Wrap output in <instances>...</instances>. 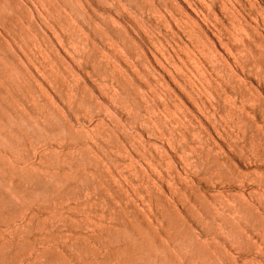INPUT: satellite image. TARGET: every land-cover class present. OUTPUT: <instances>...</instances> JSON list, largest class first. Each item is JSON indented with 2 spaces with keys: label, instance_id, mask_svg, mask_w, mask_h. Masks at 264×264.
<instances>
[{
  "label": "rangeland",
  "instance_id": "obj_1",
  "mask_svg": "<svg viewBox=\"0 0 264 264\" xmlns=\"http://www.w3.org/2000/svg\"><path fill=\"white\" fill-rule=\"evenodd\" d=\"M3 196L7 239L25 212L61 242L121 229L74 264H264V0H0ZM48 237L0 264H52Z\"/></svg>",
  "mask_w": 264,
  "mask_h": 264
},
{
  "label": "bare ground",
  "instance_id": "obj_2",
  "mask_svg": "<svg viewBox=\"0 0 264 264\" xmlns=\"http://www.w3.org/2000/svg\"><path fill=\"white\" fill-rule=\"evenodd\" d=\"M5 27H6V24L4 25ZM7 28H8V26H7ZM8 29H10V28H8ZM3 30H5V28L3 29ZM7 31V30H6ZM5 31V32H6ZM9 31V30H8ZM10 32V31H9ZM17 92H18V90H17ZM17 92H15L16 93V95L18 94ZM24 94H26V95H28V93H26V91H24ZM15 95V94H14ZM25 95V96H26ZM24 96V97H25ZM29 96V95H28ZM28 96H26V97H28ZM30 98V96L28 97V99ZM27 99V98H26ZM199 107V106H198ZM199 109V108H198ZM201 110H202V108H201ZM200 110V111H201ZM203 112V110L201 111V113ZM153 159V158H152ZM151 158L150 159H148V164L150 163L151 164ZM154 160V159H153ZM153 163V162H152ZM149 164V165H150ZM151 165H153V164H151ZM154 166V165H153ZM152 166V167H153ZM154 169H155V167H154ZM9 173L7 172V171H4V178L5 179H7V178H10L9 177V175H8ZM56 174V173H55ZM63 175V174H62ZM65 176V175H64ZM82 177L83 178H81V180L82 181H86L87 183H89V184H91V185H98V184H101L102 186H104V185H111V183H110V181H109V179L107 178V176L105 175V173L103 172V171H99V170H94V171H90L89 173H87V174H85V175H82ZM128 180V179H127ZM133 180H135V179H133ZM69 186V185H68ZM71 186V185H70ZM69 186V187H70ZM73 186V185H72ZM34 187V186H33ZM32 187V188H33ZM68 187V188H69ZM29 187L28 186H26V187H21V189L18 191V192H16V194L17 193H24V194H26L27 195V193H30V192H32V190L30 191L29 189H28ZM31 188V189H32ZM70 188H72L70 191L68 190V189H66V192H64L62 195H61V197H64L65 199H66V201H70L71 200V196H70V194L72 193V191H73V187H70ZM30 191H28V190ZM54 189H55V187H52L51 188V192H53L54 191ZM27 191V192H26ZM100 193V195H104L105 194V192L104 191H101V192H99ZM31 194V193H30ZM113 194V193H112ZM29 195V194H28ZM2 199H4V200H2ZM2 201H0V203L3 205V206H0V210H6V213L8 214H6V216H5V214H4V217H0V218H2V220H0V222H8V221H14V220H16V219H14V217H13V210L11 209V205H12V200L10 199V201H9V205H5V202L8 200V197L7 196H3L2 197ZM53 201H55V203H56V199H54L53 198ZM106 202H108L109 203V205L112 207V209H113V213H114V217H115V221L117 222V223H121V221H126V219H123L124 218V215H129V214H131V216H133L134 215V212H132V210H128L127 209V207H125V206H122V205H117V204H114L112 201H110V200H105ZM8 211V212H7ZM86 212V211H85ZM2 214H3V212H1ZM1 213H0V215H1ZM5 213V212H4ZM85 214V213H84ZM88 214V213H87ZM87 216V215H86ZM130 215H129V217L127 218V217H125V218H127V219H130L131 220V217ZM23 220H22V222L20 223V225L18 226V227H15V228H12L11 230V237H12V239H7V238H5V237H3V235L2 236H0V249H4V250H9V251H11V250H13L14 249V251L15 250H17L18 248H22V246L24 245L23 243H21V242H17V241H15L13 238L14 237H18V236H24V237H26V236H30V234H32L34 231H36L37 229H43V230H46V232L49 234V237L47 238V240H48V242H47V244H45L46 246L44 247V250L41 252V255H50V256H52L51 258H53V256L56 258V260H58V261H53L52 262V264L53 263H55L56 264V262H59L60 264H74L75 262H74V258H75V256H76V254H75V250L77 249V251L78 252H76V253H79V257H80V259H82L84 256H88L89 254H91V253H93L94 251H93V249L91 248L92 247V244L90 245V240L91 239H93L94 238V236H93V238H91L90 240L87 238L86 239V234L85 235H81L82 237H84L85 236V238H82V237H80V235H77L76 237H74V238H72V239H67L66 241H63V242H61L60 240V238L55 234V232L53 233V231L55 230V229H57L56 228V226L50 221V220H48V219H44V218H39V217H37L34 213H24L23 214ZM136 217V216H135ZM135 217H133V218H135ZM4 218V219H3ZM63 218H64V223H65V225H68V227H73L75 224H76V222H77V219L73 216V215H64L63 216ZM133 220V219H132ZM123 223V222H122ZM98 225V224H97ZM96 225V226H97ZM105 225H106V223H105ZM103 223L101 224V223H99V228H97V229H99V237H98V239H97V237L96 238H94L95 240H97L98 242H99V248L101 247V245L103 246V248H104V246H107V245H109L108 243H106V241L107 242H109L108 241V239L110 240H112V238L114 237L113 236V234H112V231L113 230H110V229H107V227L109 228V226H111V225H106L105 226ZM122 225V224H121ZM119 226H120V224H119ZM123 226V225H122ZM114 227V228H113ZM112 228L114 229V231H117V230H115V228H119V227H116V225L115 226H112ZM111 228V229H112ZM121 229H119L118 231H117V233L120 231ZM98 231V230H97ZM113 231V232H114ZM105 232H107L108 234L110 233V234H112L111 236H112V238H110V234H109V238H107L105 235H106V233ZM96 233H98V232H96ZM105 233V234H104ZM116 233V232H115ZM0 235H1V233H0ZM98 235V234H97ZM117 235V234H116ZM87 236H88V234H87ZM96 236V235H95ZM104 236H105V238H107V239H105L104 238ZM89 240V241H88ZM110 240V241H111ZM93 241V240H92ZM90 242V243H89ZM42 243H44V242H42ZM110 243V242H109ZM112 243V242H111ZM110 243V245H113V244H111ZM22 244V245H21ZM53 244H56V246H55V249H52V248H50V246L51 245H53ZM31 245V244H30ZM109 247V246H108ZM17 248V249H16ZM94 248V247H93ZM98 248V247H97ZM107 248V247H106ZM106 248H104V250L106 249ZM110 248V247H109ZM94 249H96V248H94ZM102 249V248H101ZM101 249H99V250H101ZM108 249V248H107ZM98 250V249H97ZM110 250L111 249H109V250H107V251H109L110 252ZM13 251V252H14ZM93 251V252H92ZM60 252H62V255L63 256H60L61 254H60ZM64 252V253H63ZM96 252V251H95ZM94 254V253H93ZM100 254H101V251H100ZM99 254V255H100ZM101 256H103V254L102 255H100L99 257L101 258ZM63 257V258H62ZM50 259V258H49ZM102 259V260H101ZM101 259H99L101 262L102 261H104L103 259L104 258H101ZM51 260V259H50ZM50 260H47L48 262H50L51 263V261ZM98 260V259H97ZM98 260V261H99ZM87 261L88 260H84V262H85V264L87 263ZM104 262H106V259H105V261ZM49 263V264H50ZM59 263H57V264H59Z\"/></svg>",
  "mask_w": 264,
  "mask_h": 264
}]
</instances>
